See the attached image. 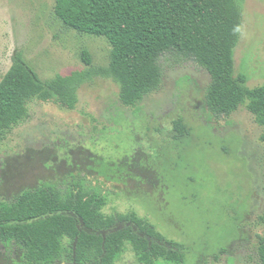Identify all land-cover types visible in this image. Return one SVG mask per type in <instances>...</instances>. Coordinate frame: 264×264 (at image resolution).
<instances>
[{"label":"rangeland","instance_id":"374dc122","mask_svg":"<svg viewBox=\"0 0 264 264\" xmlns=\"http://www.w3.org/2000/svg\"><path fill=\"white\" fill-rule=\"evenodd\" d=\"M54 6L55 0H0V72L10 67L16 49L43 80L89 68L84 49L90 51L93 66L108 65V38L69 28ZM173 56L162 58L167 75L162 95L164 101L174 97L176 102L173 109L160 106L172 109L168 117L160 107L145 113L156 97L148 98L144 111H116L119 86L101 76L82 84L76 108L35 103L31 117L8 141L13 151L6 150L14 156H5L0 195L81 171L112 191L107 211L135 209L166 237L185 242L187 264H234L231 243L251 239L252 221L264 210V189L253 169L263 172L258 167L264 153L261 129L245 112L211 124L202 105L207 74L187 59L175 63ZM235 65L237 73L247 75L250 87L264 83V0L243 4ZM178 116L188 124L181 139L172 136ZM24 132L28 143L19 138ZM14 139L18 142L11 145ZM20 141L27 150L16 155L14 146ZM140 157L147 158L144 164ZM252 244L245 243L237 252H252ZM223 246L230 254L217 263L214 254ZM132 263L133 258L121 262Z\"/></svg>","mask_w":264,"mask_h":264},{"label":"trees","instance_id":"16d2710c","mask_svg":"<svg viewBox=\"0 0 264 264\" xmlns=\"http://www.w3.org/2000/svg\"><path fill=\"white\" fill-rule=\"evenodd\" d=\"M245 1L55 0V14L66 26L108 38L110 61L106 66H93L90 51L84 49L83 60L89 68L43 80L21 49H16L10 67L0 72V170L6 168L7 157L14 156L9 154L13 149L8 141L31 117L35 103L76 108L79 89L94 76L118 84L119 108L113 110L144 111L151 97L157 101L151 100L145 113L160 106L173 109L174 97L169 102L162 95L167 82L162 58L169 53L175 63L187 59L207 74L202 105L214 121L211 124L250 113L264 144V83L250 87L247 75L237 73L235 65ZM164 107L160 110L170 116L172 109L165 111ZM187 126L183 116L173 119L172 136L181 139ZM25 133L19 138L26 139ZM17 145L16 155L27 150L21 141ZM146 159L140 157V163ZM259 166L261 175L253 169L258 186L264 189V153L258 158ZM112 197L109 188L81 171L43 180L11 196L0 195V264H121L128 252L133 254L132 264H187L189 246L185 242L166 237L135 209L107 211ZM252 222V238L231 243L234 264H264V210ZM252 241V252H237ZM230 251L221 247L214 254L216 262H222Z\"/></svg>","mask_w":264,"mask_h":264},{"label":"clouds","instance_id":"9594fccd","mask_svg":"<svg viewBox=\"0 0 264 264\" xmlns=\"http://www.w3.org/2000/svg\"><path fill=\"white\" fill-rule=\"evenodd\" d=\"M132 258H133V254L131 252H128V253L124 254V260L125 261L130 260Z\"/></svg>","mask_w":264,"mask_h":264}]
</instances>
